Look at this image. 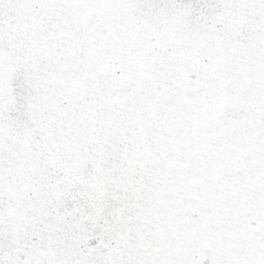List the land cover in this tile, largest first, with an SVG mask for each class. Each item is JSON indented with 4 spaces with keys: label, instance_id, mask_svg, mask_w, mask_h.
I'll return each mask as SVG.
<instances>
[{
    "label": "snow or ice",
    "instance_id": "obj_1",
    "mask_svg": "<svg viewBox=\"0 0 264 264\" xmlns=\"http://www.w3.org/2000/svg\"><path fill=\"white\" fill-rule=\"evenodd\" d=\"M0 264H264V0H0Z\"/></svg>",
    "mask_w": 264,
    "mask_h": 264
}]
</instances>
